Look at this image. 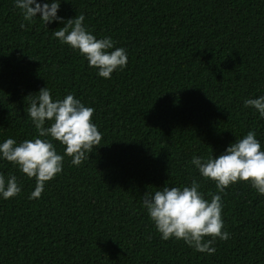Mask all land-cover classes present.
Instances as JSON below:
<instances>
[{"label": "trees", "instance_id": "16d2710c", "mask_svg": "<svg viewBox=\"0 0 264 264\" xmlns=\"http://www.w3.org/2000/svg\"><path fill=\"white\" fill-rule=\"evenodd\" d=\"M80 14L127 52L110 79L59 42L62 23L23 21L0 0V141L37 135L28 101L44 86L92 107L102 134L79 166L64 157L38 199L35 178L0 160L21 186L0 199V264H264V195L248 181L220 193L229 238L213 254L161 239L142 204L146 191L194 178L210 199L218 189L194 155L215 156L250 130L264 149V118L243 106L264 95V0H61L58 15Z\"/></svg>", "mask_w": 264, "mask_h": 264}, {"label": "clouds", "instance_id": "9594fccd", "mask_svg": "<svg viewBox=\"0 0 264 264\" xmlns=\"http://www.w3.org/2000/svg\"><path fill=\"white\" fill-rule=\"evenodd\" d=\"M60 2L13 0V5L23 21L31 23L38 16L44 25L53 21L62 23L53 35L60 43L78 51L89 67L97 69L98 76L110 79L114 71L122 70L127 64L126 50L114 47L111 36L97 38L84 25L83 14L67 19L58 15ZM20 27L24 28L25 24L21 22ZM28 105L27 113L37 135L19 143L11 137L0 141V160L17 165L28 178H35L29 199H38L45 182L62 171L64 157H70L71 164L79 166L94 147L101 145L102 134L92 122L94 109L71 92L53 99L50 89L44 86L31 95ZM243 106L254 108L264 118V95L245 99ZM53 141L64 146L63 154L57 152ZM191 164L201 177L215 181L218 191L210 199L200 191V183L194 178L188 185H163L154 192L146 191L142 204L161 239H182L195 251L213 254L216 238H229V233L223 230L220 193L240 180L248 181L257 193L264 195V149L256 133L250 130L215 156L194 155ZM20 192L16 176L0 172V199L7 200Z\"/></svg>", "mask_w": 264, "mask_h": 264}]
</instances>
